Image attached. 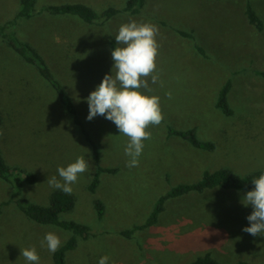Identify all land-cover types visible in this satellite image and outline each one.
Wrapping results in <instances>:
<instances>
[{"label":"rangeland","instance_id":"obj_1","mask_svg":"<svg viewBox=\"0 0 264 264\" xmlns=\"http://www.w3.org/2000/svg\"><path fill=\"white\" fill-rule=\"evenodd\" d=\"M76 1L80 0H37L36 13L18 19L9 31L46 57L71 96L76 115L97 143L99 163L117 165L118 170L102 172L96 191L88 190L97 162L81 126L37 68L0 36V151L10 168L37 175L35 182L22 186L19 197L48 205L52 193L60 190L48 181L56 177L63 183L58 168L83 156L89 169L72 185L75 205L60 218L85 223L92 234L79 238L78 245L68 252L67 264L75 263L74 257L76 264H99L104 256L109 257L107 264H188L208 252L222 262L264 264V235L243 231L254 210L241 203L248 191L217 187L170 197L156 224L130 237L120 233L143 223L158 197L170 187L197 181L205 170L227 167L241 175L264 170V80L256 73L264 69V26L257 28L245 13L249 2L264 23V0H148V5L153 4L148 13H161L176 27L194 30L204 51L197 54L190 48L189 38L178 40L167 27L158 28L159 81L152 84L149 78L152 91H143L160 97L164 120L148 129L151 139L144 141L139 165L132 168L127 166L125 154L128 138L104 116L87 119L86 97L112 72L114 61H109L102 49H79L90 43L89 38L98 43L102 32L111 37L114 26L133 20L120 13L107 21L104 31L100 26H88L79 30L86 41L77 35L73 49H67L72 42L59 38L70 25L61 24L58 18L70 14H52L43 7ZM125 3L101 0L96 7L98 11L108 6L123 8ZM18 8L19 0H0V25L14 18ZM139 20L150 23L144 15ZM202 54L207 55L205 61ZM228 79L233 86L228 96L233 115L216 106L219 90ZM168 126L181 131L195 129L201 140L216 146L212 150L194 147L185 138L168 135ZM13 191L0 177V203ZM97 198L105 204L102 216L95 209ZM49 232L58 235L61 244L72 235L68 229L26 217L15 202L3 205L0 264H29L21 252L33 247L39 264H51L52 252L44 240Z\"/></svg>","mask_w":264,"mask_h":264},{"label":"trees","instance_id":"obj_2","mask_svg":"<svg viewBox=\"0 0 264 264\" xmlns=\"http://www.w3.org/2000/svg\"><path fill=\"white\" fill-rule=\"evenodd\" d=\"M36 2L37 0H20L19 8L14 18L7 20L5 23L0 25V36L8 42L23 59L34 65L40 75L44 77L51 86L55 89L61 102L65 105L66 109L73 116L75 123L81 126L82 132L87 142L92 146L93 159L97 162L96 170L93 174L91 182L88 184V190L94 193L100 183V174L102 172H116L118 167L103 166L99 163L100 151L97 143L91 138L88 131L85 129L82 120L76 115V106L71 96L66 92L62 82L54 75L51 71L44 56L37 50L35 46L30 44L28 41L19 40L12 31H9V26L14 25L18 19L30 18L36 13ZM145 0H126V4L123 8L108 7L102 12H97L92 7L84 3H61V4H49L43 7L52 14L69 13L80 16L82 19L88 22H97L98 19H107L112 15L120 11H130L132 13L138 12ZM245 13L249 21L254 24L257 28L262 29L264 23L261 17L258 15L252 5L247 2ZM179 33L185 36L193 37V34L188 31L178 30ZM200 51L204 49L198 46ZM256 73L260 75L264 80V69L256 70ZM232 87L231 79H228L220 88L216 106L221 109L227 115H233L234 109L229 103L228 96ZM2 123V117L0 115V125ZM168 135H176L187 139L194 147L201 149L212 150L216 144L212 141L201 140L195 129H189L181 131L168 126ZM264 174V170H256L251 173L241 175L234 172L232 169L227 167L217 168L215 170H205L202 177L194 182H181L170 187L165 193H163L156 200L146 220L141 224H135L130 228L120 231L125 236H132L137 230H144L157 223L160 213L164 210L165 201L170 197H175L189 193L192 191L202 192L206 189H214L222 187L226 189H237L243 191L252 190L255 185L253 179L258 178ZM0 177L9 182L14 191L11 196L3 200L0 203V211L3 205L15 202L19 209L25 214L26 217L41 223V224H53L64 229L72 231V235L60 245L59 249L52 253L51 264H66L67 253L74 249L78 245L79 238L87 239L92 234L89 225L74 221L60 218V214L64 211L70 210L74 207L76 199L71 194H65L62 190H56L51 195V200L48 205H42L38 203L29 202L27 199L19 197L21 194V188L26 183H32L37 180V175L34 172H26L20 168H10L6 163L0 151ZM95 209L99 216H102L105 212V204L101 199H94ZM188 264H248L246 261H237L232 263L218 261L212 256L210 252L199 255L196 259L189 262Z\"/></svg>","mask_w":264,"mask_h":264},{"label":"clouds","instance_id":"obj_3","mask_svg":"<svg viewBox=\"0 0 264 264\" xmlns=\"http://www.w3.org/2000/svg\"><path fill=\"white\" fill-rule=\"evenodd\" d=\"M158 33V27L151 23H137L133 20L122 24L115 36L116 44L120 46L112 50L114 61L112 72L106 74L96 89L86 97L89 104L88 120L94 119L97 115L104 116L116 125L120 134L128 138L125 154L129 157L127 163L129 168L139 165L144 141L151 139L152 135L148 129L160 125L164 120L160 97L143 91L145 89L148 92L152 91L149 87V78L152 84L159 81ZM167 96L169 99L172 98L171 91ZM88 169V161L81 156L67 167L58 168L63 183L52 177L48 181L49 185L71 195L72 185ZM253 183L255 187L241 200L245 207L251 205L254 209L247 216L250 224L243 231L252 236H259L264 235V174L253 179ZM44 240L52 253L61 245L59 236L53 232L47 233ZM21 255L29 264H39L40 257L34 247L22 249ZM108 260L109 257L104 256L99 260V264H107Z\"/></svg>","mask_w":264,"mask_h":264},{"label":"crops","instance_id":"obj_4","mask_svg":"<svg viewBox=\"0 0 264 264\" xmlns=\"http://www.w3.org/2000/svg\"><path fill=\"white\" fill-rule=\"evenodd\" d=\"M99 1H101V0H80V1H76V2L84 3V4L92 7L94 10H96L99 13L102 12L103 10H105L106 8L111 7V6H108V7L103 8L101 11H98L96 4H98ZM19 2H20V0H19ZM149 2L150 1L145 0L142 8L136 13H132L130 11H120V12L112 15L111 17L107 18V19H103V18L98 19L97 22H94V23L85 21L84 19H82L78 15H74V14L65 15L63 17V19L58 18V21H60L61 24L65 23L67 25H70V28L68 26L66 28V30L61 31L62 36H60L59 40L64 39L65 42H67V41H69L70 43L72 42L70 45L67 46V49H73V44L75 45L77 43V35H80V38L82 41H86L85 36H81V34L79 33V30L80 31L85 30L86 27L89 28L88 26L92 25V28L94 26H95L94 28H96L97 26H100V28L104 31V25H106L107 21L110 18L114 17L117 14L124 13L130 17L129 20H135L137 23L140 21L139 19H141L142 16L144 15L149 20V22L151 24L156 25L158 28L167 27L169 30H171L176 35V37H178V40H179V38H181V39L189 38L190 41H188V42L190 43V48L192 47L193 51H195L197 54H199L198 52L200 51V50H198V46H200L204 49V45L201 42H199L200 40L195 36L194 30H192L188 27L187 28L185 27L184 29H182L183 26H181V25L176 27L175 25L171 24L173 22L168 21V19L165 16H163L161 13H148L147 12L148 8H150L153 5V4H151V6L148 5ZM72 3H75V2H72ZM50 4H52V3H50ZM46 5H49V4H46ZM124 6H122V7H124ZM152 8L153 7H151V9ZM67 14H69V13H67ZM47 22L49 23V20H45V23H47ZM62 22H64V23H62ZM120 26H114V28L112 27L114 31L111 33L112 34L111 37L108 36L105 32H102L101 36H99L100 40L98 43L93 41L91 38H89L90 43L85 48L79 49V51L81 52L82 50H91L93 48H99V50L102 49V51L105 53L106 58L108 57L109 61H112L113 60L112 59V50L116 46H120V45H117L116 41H115V36L118 34ZM178 30H184V31L191 32L193 34V37L182 35L181 33H179ZM73 36H76V38ZM181 43H184V41L181 40ZM75 52H77V51H74V52L72 51L71 53H75ZM206 57H207V55H203L202 61H205L207 59ZM233 72H235V71H233ZM172 136H174V135H172ZM115 167H118V166L116 165ZM180 252L181 251L176 252V253H180ZM67 255H68V253H67ZM66 258H67V256H66ZM74 261H75V263L72 262L73 264H76L78 262L77 257H74ZM66 264H67V260H66Z\"/></svg>","mask_w":264,"mask_h":264}]
</instances>
